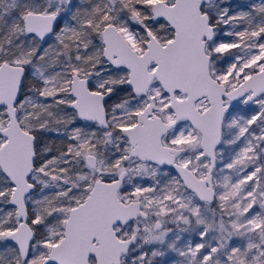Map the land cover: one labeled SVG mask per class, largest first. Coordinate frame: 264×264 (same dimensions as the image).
Segmentation results:
<instances>
[{
	"label": "snow or ice",
	"instance_id": "6c2138e0",
	"mask_svg": "<svg viewBox=\"0 0 264 264\" xmlns=\"http://www.w3.org/2000/svg\"><path fill=\"white\" fill-rule=\"evenodd\" d=\"M170 252L264 264V0H0V264Z\"/></svg>",
	"mask_w": 264,
	"mask_h": 264
},
{
	"label": "trees",
	"instance_id": "16d2710c",
	"mask_svg": "<svg viewBox=\"0 0 264 264\" xmlns=\"http://www.w3.org/2000/svg\"><path fill=\"white\" fill-rule=\"evenodd\" d=\"M252 1H253V0H252ZM243 5H244V4H243ZM245 8H246V7H245ZM246 9H247V8H246ZM51 141H55L57 145H59V144L61 143L60 139H58L56 136H55ZM242 141H243V139H242L240 142H238L239 146L241 145V142H242ZM231 146H232V145H225V146H224V149H225V151H224V156H225V153H230V147H231ZM173 227H174V226H173ZM181 235H182V238H183L184 240H189V241H191L193 244L199 242L198 237H197V235H196L195 232H192V233H182ZM235 242H236V243H241V241L238 240V239L235 240ZM180 243L182 244V241H181ZM165 259L169 262V264H173V262L178 261V260H181V259H183V258H182V257H179L178 254L175 253V252H170V253H169V256L166 257Z\"/></svg>",
	"mask_w": 264,
	"mask_h": 264
},
{
	"label": "rangeland",
	"instance_id": "374dc122",
	"mask_svg": "<svg viewBox=\"0 0 264 264\" xmlns=\"http://www.w3.org/2000/svg\"><path fill=\"white\" fill-rule=\"evenodd\" d=\"M232 3L234 5H237V6H245V5H250V4H253V3H259V0H253V1L252 0H232ZM236 10H245L246 11L247 9L245 7H237ZM243 114L244 113L242 112L241 115H243ZM252 128H256V125H253ZM54 137H55V134H48V137H46V138L52 140ZM242 146H243V141L241 142L240 147H242ZM233 148H236L237 151L239 150L237 145H232L230 147V153H225V156H224L225 159H227L232 154V149ZM224 151H225V149H224Z\"/></svg>",
	"mask_w": 264,
	"mask_h": 264
}]
</instances>
